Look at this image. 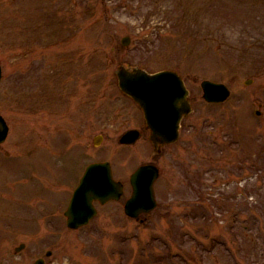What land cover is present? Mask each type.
I'll return each mask as SVG.
<instances>
[{"label": "rangeland", "instance_id": "1", "mask_svg": "<svg viewBox=\"0 0 264 264\" xmlns=\"http://www.w3.org/2000/svg\"><path fill=\"white\" fill-rule=\"evenodd\" d=\"M0 62V264H264V0H0ZM120 66L184 78L178 141L156 151ZM204 79L230 97L208 103ZM95 161L124 193L70 228ZM149 162L158 205L132 218L130 175Z\"/></svg>", "mask_w": 264, "mask_h": 264}, {"label": "water", "instance_id": "2", "mask_svg": "<svg viewBox=\"0 0 264 264\" xmlns=\"http://www.w3.org/2000/svg\"><path fill=\"white\" fill-rule=\"evenodd\" d=\"M122 41L127 44L129 38L124 37ZM1 75L0 64V79ZM116 75L119 87L143 108L146 122L152 130V141L157 145L177 140L180 121L191 111L189 91L181 76L170 69L149 73L141 67L126 66L116 69ZM201 85L204 97L208 101H223L230 94V89L224 83L205 79ZM257 112L260 113V110ZM8 131L9 126L0 114V142L5 140ZM139 137L140 131L134 128L125 131L119 141L132 144ZM94 142L98 144L99 138ZM159 174V167L152 163L140 165L131 174L133 192L125 203V212L128 215L138 217L157 205L154 182ZM122 193L123 183L114 179L109 161L89 164L65 211L68 225L77 228L88 223L97 213L94 200L105 203L110 199H119ZM44 262L43 258H39L34 264H44Z\"/></svg>", "mask_w": 264, "mask_h": 264}]
</instances>
